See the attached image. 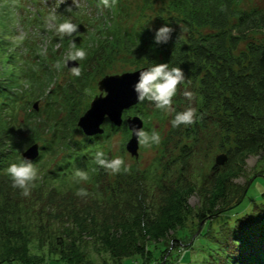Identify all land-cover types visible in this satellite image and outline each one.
I'll use <instances>...</instances> for the list:
<instances>
[{"label":"trees","instance_id":"trees-1","mask_svg":"<svg viewBox=\"0 0 264 264\" xmlns=\"http://www.w3.org/2000/svg\"><path fill=\"white\" fill-rule=\"evenodd\" d=\"M3 1L0 19L10 21L0 30L5 51L13 44L8 30L11 26L15 33L17 17L41 26L46 12L38 9L30 16L20 0ZM137 1L117 0L105 8L100 0H89L102 13L87 19L78 17L75 8L64 11L56 23L76 17L72 23L78 25L77 33L63 39L55 30L49 33L50 55L29 44L35 59L33 64L27 61L23 73L14 72L20 68V52L11 50L3 54V63L0 59V251L6 249L0 252V264H45V250L66 264H124L127 259H149L148 253L151 260L165 259L170 247L182 243L177 232L186 229L190 215L188 162L202 148L212 153L220 149L229 157L225 165L209 169L208 184L201 187L207 207L193 216L198 228L192 234L209 217L197 236L207 241L203 264H264V198L246 199L263 173L243 184L232 181L247 155L264 151V4L243 9L241 0H160L155 9L156 0ZM164 25L174 31L167 43L157 44L156 30ZM251 33L262 37L250 38ZM72 41L87 54L80 63L81 75L72 76L65 88L59 83L46 92L54 76L51 63L61 64ZM241 42H246L244 48ZM118 62L131 69L160 63L180 67L185 80L172 104L177 112L194 108L197 119L173 128L174 114L169 115L170 127L154 164L142 169L135 161L128 164L130 172L111 175L95 163V153L115 157L110 139L119 131L125 139L130 136L126 121L118 127L107 120L105 132L95 136L85 135L77 121L89 106L87 93L93 84L116 73ZM184 91L194 94L191 101ZM52 94L57 97L50 98ZM42 96L47 97L44 107L31 108L32 99ZM144 103L130 112L140 114L144 130L151 132L155 128L150 119L163 117L164 111L155 108L149 115ZM34 142L41 144L39 156L31 161L38 178L24 197L12 187L6 170L25 159V148ZM124 143L120 153L125 160ZM76 169L87 171L89 180L76 183ZM81 187L86 197L76 195ZM216 216L225 218L218 230L212 227ZM161 243L168 249L153 247ZM35 244L36 249L31 247Z\"/></svg>","mask_w":264,"mask_h":264},{"label":"rangeland","instance_id":"rangeland-1","mask_svg":"<svg viewBox=\"0 0 264 264\" xmlns=\"http://www.w3.org/2000/svg\"><path fill=\"white\" fill-rule=\"evenodd\" d=\"M20 1L22 2L24 6L27 7V9L29 10L27 14H29L30 16H34L36 13H38V9H41L44 13L46 12V16H45V19H42L43 23L41 22L42 23L41 26H36V25H32L31 23H27V19H24V17L23 18L17 17V19H15L16 20L15 33L12 27L9 26L11 31L8 30V32L10 33V39L13 41V44L11 43L12 46H6V50H5L6 52L4 51L3 46L0 45V59H1V63H3L2 62V59L4 57L3 54L9 53L11 50L15 51L16 54L20 52L19 53L20 68L18 67L16 69L14 66H11V68H15L14 72L16 74L23 73L24 70L26 71V69L28 70L29 66L27 64V61L30 62L31 64H33L34 62L33 60L35 59L34 57L35 52L34 53L32 52V49L30 48L29 44L33 46H37L38 51L41 52V54H43L44 52L43 50H46L45 51L46 55L49 54L50 44H51L50 40L52 39L49 33H52L55 30V28L53 27L52 24L46 22V20L48 19V16L55 15V23H56V19H59L61 17L60 15L62 14L64 15V11H66V9L69 6L72 7V10L73 8H75L76 13L80 14L78 15V17H80L81 19H87L88 15H91V16L93 15L94 17L98 15L101 16V13H102L100 6L98 9L92 7L89 3V0H76V4L78 5V7H76L75 4H73V0H41L42 3H34L35 1L33 0H20ZM137 2L138 4L140 3L142 4L143 0H138ZM160 4H161L160 0H156L154 5L152 6L155 9H157V7ZM263 4H264V0H241L240 7L243 9H252L253 7L263 6ZM3 5H4V1L0 0V6L2 7ZM15 9L18 11H21L19 7ZM151 17H154V15H152ZM72 19L74 21V19H77V18L70 16L69 19H67V17H65V20H70L71 22H72ZM6 21L8 22L9 20L0 19V30L1 31L5 29L4 27L7 24ZM8 25H10V21L8 22ZM259 34L260 33H251L250 38L262 37ZM19 37H22V38L20 39ZM27 39L28 41H30V43L25 42V40ZM245 43L246 42H241L240 48H244ZM15 46L17 48H15ZM64 55H63V58L60 60L61 64L59 68L56 67L57 64L55 62L51 63L52 73L54 74V76L52 78L53 79L52 81L47 82L46 87H45L46 92L50 90V87H53V86L55 87L59 83L61 84V86L65 88L67 86V82L73 76L70 71L71 68H69L67 65V60H66L67 56L65 57ZM77 61L81 63V60H77ZM121 64H122L121 62L117 63L118 66L115 69L118 71L116 73H123L125 71L136 70V69H131V66L129 64H126L120 67ZM123 69H126V70H123ZM38 71H41V68H39ZM116 73H107V74H116ZM99 80H97L93 84V90L87 93L88 95L90 94V96L87 97V102L89 106H90L91 101L95 98V96L101 94V91L99 89ZM24 82L28 84L29 86L30 84L29 81L24 80ZM36 89L38 90V88ZM92 93L94 94L92 95ZM105 94L106 92H104V95ZM44 97L45 96H42V98L36 99V100L32 99V103L30 105L31 108H35L34 103L38 101V109L36 110L37 111L41 110L47 101V97L46 98ZM52 97L56 98L57 96L55 94H52L50 98ZM143 108H144L143 110L148 112L149 115H152V113L154 112L153 110L156 107L154 106V104L148 101H145V103L143 104ZM130 110L131 108L128 110H125V111H129L128 114H126V112L124 111L123 113L124 120H126L129 116L139 115L143 119L144 124H145V120L140 114L132 113L130 112ZM162 116L163 117H161V115L156 116V117L152 116V119H150V122H152L153 128H155V130L160 133L161 138L163 139L169 130L170 119H169V114H167L166 112H164ZM106 122L107 120L105 121V123ZM105 123L103 124L104 128H105ZM130 136L127 139H125L124 134L121 131L116 132L115 134H113V136H111L110 146L113 152L116 153L115 157L116 156L121 157L120 150L123 146V141H125L124 143V147L126 150L125 151V161L127 162V164H131L137 161V163L142 169L152 166L160 154L161 143L159 145H153L151 148H145L143 146H140L139 147V157L136 158L132 156L126 149V143L128 142ZM34 143H38L41 147V144L39 142H34ZM32 144L33 143H31L30 145ZM28 147H26L25 150ZM40 152H41V148H40ZM220 153H226V152H223L222 150L218 149V150H214V152L212 153V152H209L208 149L202 148L198 153H195L190 157V160L188 162V167H187V172H188L187 177L190 181L188 183H190L191 189H189V193L186 198V202L188 206L187 212L188 214L190 213V215L188 216V219L186 221V225H187L185 229L186 231L183 230L181 232L179 231V233L177 232V236L179 237V239L180 238L182 239L181 241L182 243L179 242V246L174 245L173 248L170 247L169 251L165 255V259H160V260L152 259L151 260L150 258L152 254L148 253L147 256L150 257L149 259H147L146 257L144 259H138V260L127 259L125 260L124 264H203V261L207 259L206 257L208 256L207 241L204 238L198 239L197 236L199 235L202 228H204L203 226H205L207 219L209 217L202 220L201 221L202 226L200 225V228L198 229V231L195 234H192L198 228L197 226L198 220L195 217L193 218V216L195 212L200 211L201 208L207 207L208 203H206L205 199L203 198L201 194L203 191L201 190V187H203L204 184L207 183L205 179L207 177V174L209 173V169H211L213 165H217L215 161V157L217 154H220ZM244 161L245 163H242L241 165L242 169L239 170L240 172L236 171L237 174L234 173V176L232 177V181L234 183L243 184L250 177H252L255 173L257 174L263 173V176L258 175L256 177L255 182L253 183V185L251 186V188L249 189L247 193L246 199L247 201H249L251 198H253V200H255L256 198H261V197L264 198V195H263L264 193V151H262L259 154H253V153L249 154L244 158ZM219 166L221 167L223 165H219ZM155 195H156L155 196L156 198L154 202L156 201V205H157L158 203H161L160 195L157 192ZM222 217H224V215H222ZM224 219L222 220L221 216L214 217L212 219L213 220L212 227L215 230H218L222 222L225 221ZM33 243L37 244V241H35L34 239ZM36 244L35 246L31 245V247L35 248ZM153 247L168 249L167 243L166 244L161 243L158 246H153ZM2 251L3 253H5L6 249H3V250L1 249L0 252ZM44 258H45V261H44L45 264H66L64 261L59 260L60 256L58 254L48 253L46 252V250L44 251Z\"/></svg>","mask_w":264,"mask_h":264},{"label":"clouds","instance_id":"clouds-1","mask_svg":"<svg viewBox=\"0 0 264 264\" xmlns=\"http://www.w3.org/2000/svg\"><path fill=\"white\" fill-rule=\"evenodd\" d=\"M117 0H100V3L109 8L115 5ZM73 4L76 7V0H73ZM221 11H225L226 8L221 6ZM67 12H72V7L69 6L66 9ZM55 28V31L60 35L61 39L64 36L71 37L74 33H77L78 25L72 23L70 20H64L60 23H55V15L46 20ZM173 28L164 25L156 30L155 42L157 44L163 42L167 43L171 38ZM70 51L66 57V60L77 61L86 58V52L83 49H78L76 43L72 41L70 44ZM60 67L59 62L56 65ZM73 76L79 77L81 75V68L73 66L70 69ZM185 80V74L180 67L169 68L168 63L154 64V66L140 71L137 82L133 85V90L137 95L138 102L148 101L154 106L166 112L169 115L174 114L171 120L173 128L179 127L181 124L191 125L196 122V110L192 107H188L183 111L177 112L173 107L172 100L177 93V87ZM184 97L189 101L193 99L194 94L190 91H184ZM131 131L137 139L139 146L145 148H151L153 145H159L161 143V135L159 132L153 130L151 132L145 131L143 127H132ZM95 163L105 169L109 174L115 175L121 172H130L131 166L125 163V160L116 156L114 158H107L105 153L97 151L94 157ZM7 174L11 178L12 187L21 190V195L28 197L31 194V187L38 178V171L34 167V164L30 160L22 159L19 163H12L7 168ZM92 171H96L93 169ZM74 179L76 183L89 180L88 172L82 169H76L74 172ZM78 197H86L88 192L85 188L81 187L76 191Z\"/></svg>","mask_w":264,"mask_h":264},{"label":"water","instance_id":"water-1","mask_svg":"<svg viewBox=\"0 0 264 264\" xmlns=\"http://www.w3.org/2000/svg\"><path fill=\"white\" fill-rule=\"evenodd\" d=\"M69 68L80 65L79 61L67 60ZM150 68L143 66L136 70L125 71L123 73L107 74L99 80V89L101 94L96 95L91 101L89 108L78 118L77 125L87 136L103 134L105 128L103 124L106 120L111 121L116 126L123 125L126 121L129 130L132 127H144V121L139 115L129 116L124 120L125 110L137 105V95L133 90V85L137 82L139 72ZM104 92L106 94L104 95ZM35 109H38V101L34 103ZM139 145L136 137L131 131V136L126 143L127 151L134 157H139ZM40 154V145L33 143L24 152L26 160H34ZM226 153L217 154L215 161L217 165H224L228 161Z\"/></svg>","mask_w":264,"mask_h":264}]
</instances>
